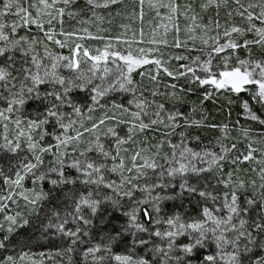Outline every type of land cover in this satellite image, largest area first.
I'll return each mask as SVG.
<instances>
[{"label":"snow or ice","instance_id":"6c2138e0","mask_svg":"<svg viewBox=\"0 0 264 264\" xmlns=\"http://www.w3.org/2000/svg\"><path fill=\"white\" fill-rule=\"evenodd\" d=\"M46 261L264 264V0H0V264Z\"/></svg>","mask_w":264,"mask_h":264},{"label":"trees","instance_id":"16d2710c","mask_svg":"<svg viewBox=\"0 0 264 264\" xmlns=\"http://www.w3.org/2000/svg\"><path fill=\"white\" fill-rule=\"evenodd\" d=\"M192 102L199 103V101L197 100L195 95H192L188 98V104L185 107V109L190 108L192 106ZM205 107L208 109V111L211 113V115L213 117H215L214 122L226 121L229 119L227 108H225L223 111H217V108H219V105H213L211 102H206ZM240 113H242V108L240 107V105L238 103L234 104L232 106L230 119L233 122H235V120L237 118H239L241 120L242 124L243 123L251 124L250 121H245L242 116L238 117V114H240ZM196 117L199 118V112L196 113ZM215 135H216L215 131H212V130H206L204 132V136H207L208 138H211L212 136H215ZM47 247L49 248L48 242H47Z\"/></svg>","mask_w":264,"mask_h":264},{"label":"rangeland","instance_id":"374dc122","mask_svg":"<svg viewBox=\"0 0 264 264\" xmlns=\"http://www.w3.org/2000/svg\"><path fill=\"white\" fill-rule=\"evenodd\" d=\"M189 108L187 109H184V110H188ZM215 134L217 135L218 133L215 132ZM27 236V233L25 232H22L21 233V238ZM33 245H31V251L34 252V253H37V258H39L38 254L41 252V251H44V252H47L49 250V248L47 247V241H43V240H40V241H33L32 243ZM45 264H48V262L46 261Z\"/></svg>","mask_w":264,"mask_h":264}]
</instances>
